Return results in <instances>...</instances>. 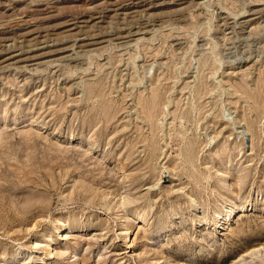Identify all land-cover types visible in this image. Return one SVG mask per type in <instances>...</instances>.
Returning <instances> with one entry per match:
<instances>
[{"label": "rangeland", "instance_id": "374dc122", "mask_svg": "<svg viewBox=\"0 0 264 264\" xmlns=\"http://www.w3.org/2000/svg\"><path fill=\"white\" fill-rule=\"evenodd\" d=\"M255 250L264 0H0V264Z\"/></svg>", "mask_w": 264, "mask_h": 264}, {"label": "bare ground", "instance_id": "6f19581e", "mask_svg": "<svg viewBox=\"0 0 264 264\" xmlns=\"http://www.w3.org/2000/svg\"><path fill=\"white\" fill-rule=\"evenodd\" d=\"M145 99V98H144ZM147 115V114H146ZM148 116V115H147ZM193 201H194V199H193ZM236 209V208H235ZM231 212H233L234 213V210H231ZM175 213V212H174ZM228 213V212H227ZM230 216V215H229ZM218 217L220 218V219H223V217H222V215H220V214H218ZM61 230L62 229H60V233H61ZM58 232V233H59ZM127 235H128V231H127ZM259 252H261V250H255V251H252V252H248L247 254H245L243 257H241V258H239L237 261H235L234 262V264H248L249 262H248V260H253V258L255 259L256 257V255L258 256V253ZM262 253V252H261ZM251 260H250V262H251Z\"/></svg>", "mask_w": 264, "mask_h": 264}]
</instances>
